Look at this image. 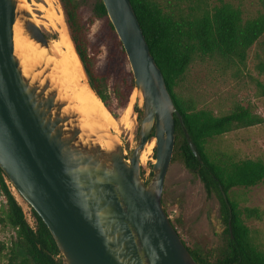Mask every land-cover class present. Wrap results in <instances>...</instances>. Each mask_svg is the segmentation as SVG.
<instances>
[{"label":"water","instance_id":"water-1","mask_svg":"<svg viewBox=\"0 0 264 264\" xmlns=\"http://www.w3.org/2000/svg\"><path fill=\"white\" fill-rule=\"evenodd\" d=\"M101 2L141 96L130 156L117 142L105 150L82 140L77 115L62 112L67 102L56 98L49 81L39 85L23 75L14 53L15 22L39 47L50 41L18 0H0V170L46 226L61 264H197L161 203L179 113L129 0ZM151 139L154 162L145 184L139 159ZM228 230L231 236L229 224Z\"/></svg>","mask_w":264,"mask_h":264},{"label":"trees","instance_id":"trees-1","mask_svg":"<svg viewBox=\"0 0 264 264\" xmlns=\"http://www.w3.org/2000/svg\"><path fill=\"white\" fill-rule=\"evenodd\" d=\"M58 2L89 87L116 119L127 106L133 90V78L131 72L127 71L124 50L107 19L104 6L101 0H94L93 19H106V22L102 32L89 42L86 38L88 21L80 15L79 1ZM129 2L179 113V118L174 119L175 141L171 163L180 161L200 179L208 195H216L220 204L224 243L213 252L205 253L189 248L185 242L184 246L197 264H264V253L253 245L248 229L240 220L237 204L228 197V192L233 188L264 186V161L246 159L219 162L207 148L210 140L233 129L260 125L263 119L240 105H235L222 116H214L205 110H189L182 106L174 93L177 81L195 57H208L223 71L239 70L245 67L246 52L254 45L259 53L260 70L264 71V15L243 20L237 8L226 3L210 8L203 0H195L187 12L181 9L165 11L152 0ZM102 45L105 46V58L99 66L96 59ZM109 82H112L111 89ZM259 86L264 96V87ZM134 110L141 115L138 108ZM185 136L195 146L200 161L191 153ZM10 186L0 170V190L5 198L2 222L14 235L9 249L0 242V253L6 249L8 254L6 264H61L58 249L46 226L29 206L33 224L27 222ZM243 213L247 218H261L256 208H245ZM170 223L175 229L174 224Z\"/></svg>","mask_w":264,"mask_h":264},{"label":"rangeland","instance_id":"rangeland-1","mask_svg":"<svg viewBox=\"0 0 264 264\" xmlns=\"http://www.w3.org/2000/svg\"><path fill=\"white\" fill-rule=\"evenodd\" d=\"M78 1L80 3V15L83 20L88 21L86 38L89 42H92L95 35L102 32L106 19H93L92 8L94 0ZM152 1L165 11L181 9L184 12H187V8L195 2V0ZM203 1L210 8L221 3L229 4L240 11L243 20L264 15V0ZM21 6L34 19L40 20V25L38 24L37 26H39L43 34L46 33V38L50 42L57 38L55 30L48 25L52 19L57 18L63 19L65 25L64 15L58 0H39V2L35 0H18V8ZM31 49L33 50V55L31 58L26 57V59L29 68H32L30 71L34 72L33 74L40 70L38 68L39 70L35 71L34 67L43 68L39 62L34 60L33 57L37 58V56H40L41 60L48 61L44 69L56 71L53 68V62L59 57L53 51L49 48L44 50L41 47H33ZM24 52L27 56L29 52L28 41L25 42ZM257 57H259V53L253 45L246 52L244 68L239 70L228 69L226 71L219 69L208 57H195L174 88V93L186 109L205 110L214 116H222L229 113L235 105H240L248 108L252 114L258 115L263 119V123L260 125L233 129L220 137L210 140L207 145L208 152L219 162L246 159L264 161V96L259 88V84L264 87V71L260 70ZM104 58L105 46L102 45L100 46V54L96 59L99 66L104 62ZM44 69L42 71L45 73ZM127 71H130L128 64ZM57 73L63 76L60 71H57ZM84 79V83H86L85 75ZM111 83L109 82V89H111ZM88 92L90 93V91ZM137 97L138 93L133 89L125 110L118 114L116 118L120 122L118 130L116 132L111 130V138L104 137L103 139L106 142L110 141L108 143L112 147L117 142L123 149L125 157L130 156L131 150L136 146L141 115L135 112L134 108L137 105L138 111L141 112L142 109L141 103H137ZM154 147L155 140L154 146L147 148L145 161H140V179L145 184L149 183L151 179L150 164L154 162ZM10 191L20 204L27 222L32 225L33 220L27 204L23 202L12 186H10ZM228 197L237 204L240 211V220L248 229L253 245L264 253V186L248 189L233 188L228 192ZM161 202L163 210L172 224H174L179 237L189 248L196 249L201 253L213 252L224 243V223L216 195H208L200 179L193 172L188 171L180 161L169 165L164 179ZM245 208L258 209L261 213V218H247L243 213ZM4 211L5 198L0 190V242L4 243L9 249L14 235L13 231L2 222ZM7 257L8 254L5 249L0 253V264H6Z\"/></svg>","mask_w":264,"mask_h":264},{"label":"bare ground","instance_id":"bare-ground-1","mask_svg":"<svg viewBox=\"0 0 264 264\" xmlns=\"http://www.w3.org/2000/svg\"><path fill=\"white\" fill-rule=\"evenodd\" d=\"M32 21L35 22L36 25H40V20L38 21L32 18ZM48 26H50L57 33V38L51 41L48 47L59 57L53 62V68L56 69V71L51 70L44 73L42 70L45 66H47L48 61L44 59L41 60L39 58L40 56H37V58H33L39 62L43 68L39 71L35 70L37 73L33 74L34 72L30 71L32 68H29L26 57H32L33 50L31 48L40 47L33 40L27 38L23 28V23L20 21L15 22L13 27L14 53L19 58L22 73L30 80V82H36L39 85L48 80L50 85L57 90L56 98L67 102V105L62 109V112L65 114L75 113L77 115L76 121L81 131L80 138L84 141L97 143L105 150H110L112 148V146L108 143L110 141L106 142L103 139L104 137L111 138L110 131L112 130L116 132L120 122L109 114L101 101L89 89L87 84L84 83L85 74L83 73L79 58L68 36L63 19H52ZM26 41H28L29 46L27 56L24 52ZM41 48L44 50L48 49L43 47ZM57 71H60L63 76H60ZM86 89L90 91L91 94ZM137 102L138 104L141 103V96L139 93ZM153 146L154 139H151V142L141 152L139 161H145L147 148H151Z\"/></svg>","mask_w":264,"mask_h":264}]
</instances>
